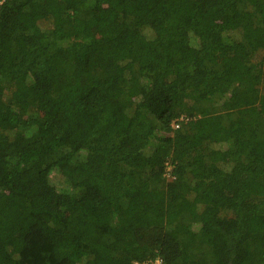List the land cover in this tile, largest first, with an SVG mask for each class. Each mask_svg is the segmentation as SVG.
Listing matches in <instances>:
<instances>
[{"label": "trees", "instance_id": "obj_1", "mask_svg": "<svg viewBox=\"0 0 264 264\" xmlns=\"http://www.w3.org/2000/svg\"><path fill=\"white\" fill-rule=\"evenodd\" d=\"M156 258L264 264V0H0V264Z\"/></svg>", "mask_w": 264, "mask_h": 264}, {"label": "built area", "instance_id": "obj_2", "mask_svg": "<svg viewBox=\"0 0 264 264\" xmlns=\"http://www.w3.org/2000/svg\"><path fill=\"white\" fill-rule=\"evenodd\" d=\"M133 264H137V263H133ZM144 264H161V259L160 258H156L153 262L144 263Z\"/></svg>", "mask_w": 264, "mask_h": 264}, {"label": "rangeland", "instance_id": "obj_3", "mask_svg": "<svg viewBox=\"0 0 264 264\" xmlns=\"http://www.w3.org/2000/svg\"><path fill=\"white\" fill-rule=\"evenodd\" d=\"M93 30H94V34H95V35H99V34H100V32H95V28H91L90 30H88V34L92 35ZM38 234H41V232L38 233Z\"/></svg>", "mask_w": 264, "mask_h": 264}]
</instances>
